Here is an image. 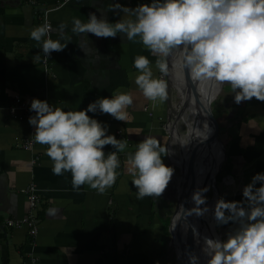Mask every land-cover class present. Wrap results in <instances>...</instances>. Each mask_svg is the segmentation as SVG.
<instances>
[{"label": "crops", "instance_id": "1", "mask_svg": "<svg viewBox=\"0 0 264 264\" xmlns=\"http://www.w3.org/2000/svg\"><path fill=\"white\" fill-rule=\"evenodd\" d=\"M64 1L0 0V264H33L31 254L35 264H169L168 221L175 205L173 178L161 196L138 200L137 189L131 183L133 177L127 172L126 153H118L121 167L111 188L102 194L87 184L74 190L70 172L53 173L47 146L34 143L31 150L23 147L35 131L28 119L9 115L16 94L27 103L36 98L67 111L85 109L98 98L118 92H131L133 104L128 108L127 121H117L99 111L89 115L105 123L108 134L127 140V153L134 152L136 144L147 135L156 136L163 147L166 137L159 131L158 119L171 114L170 93L167 89L163 104L153 105L146 100L135 84L139 73L133 63L136 56H147L154 77L166 80L156 67L157 57L144 48L139 38L131 42L123 34L97 38L71 31L74 18L86 21L89 13H95L98 18L115 22L123 14L111 11L113 4L136 7L151 0ZM59 4L47 14L54 30L52 38L57 39L55 30L66 24L65 33L71 42L45 59L42 45L30 38V32L43 24L45 9ZM224 86V105L216 117L229 145L232 165L223 178L232 175L233 179L223 181L233 188L226 199L241 201L244 186L256 173L264 172V102L253 98L237 104L231 87ZM149 105L152 116L144 110ZM235 113L239 118L232 120ZM104 151L107 154L115 149L109 145ZM162 159L166 164V157ZM30 183L40 198L41 227L35 239L25 227L6 224L8 219L27 213L22 190ZM233 225L227 232L236 227Z\"/></svg>", "mask_w": 264, "mask_h": 264}, {"label": "clouds", "instance_id": "2", "mask_svg": "<svg viewBox=\"0 0 264 264\" xmlns=\"http://www.w3.org/2000/svg\"><path fill=\"white\" fill-rule=\"evenodd\" d=\"M110 10L123 15L115 22L95 13H89L86 21L74 18L72 33L97 38L123 34L131 42L139 38L157 57L156 67L165 76L169 72L167 58L179 51L181 68L187 69L193 81L230 86L237 104L253 98L264 102V0H151L136 7L115 3ZM66 27L60 24L55 30L57 39L52 38L54 30L47 21L30 32V38L42 45L45 59L71 42ZM64 40L68 42L62 43ZM133 63L139 73L135 84L143 96L153 105L163 104L168 97L167 81L154 77L147 56H136ZM132 104L131 92H118L98 98L85 109L67 111L34 98L29 109L34 115L28 123L35 129L34 143L47 146L55 175L70 172L74 190L87 184L102 194L117 180L121 167L118 153L125 152L128 141L108 134V126L89 113L99 111L125 122ZM205 126L210 131L207 123ZM109 145L115 151L106 154L104 148ZM167 154L160 140L151 135L137 143L134 152L126 153L127 172L133 177L138 200L159 197L167 189L174 175V169L163 162ZM207 191L205 187L193 192L195 207L189 215L202 216L208 211ZM242 196L241 201L217 200L216 223L236 227L224 240L204 238L202 252L208 257L207 264H264V172L251 178ZM189 260L198 264L199 257L190 255Z\"/></svg>", "mask_w": 264, "mask_h": 264}, {"label": "water", "instance_id": "3", "mask_svg": "<svg viewBox=\"0 0 264 264\" xmlns=\"http://www.w3.org/2000/svg\"><path fill=\"white\" fill-rule=\"evenodd\" d=\"M171 55L167 58V62L169 64V72L167 74L168 79L169 76L171 77ZM182 81L177 80L176 82H179L182 84L183 89L186 92V96L181 97L179 94V97L181 98L180 104L178 107V113H167L160 119H158L159 122V131L164 137H168V141L165 144V149L168 151V154L165 155L167 163V166H175L178 169L179 175H173V195L175 197V205L173 210H170V220L168 223V230L170 233V245L173 247L175 256L177 259L181 261V264H190L189 256L190 255H196L199 257L198 264H207V259L204 255V259L201 260L202 255V248L204 244V237L203 232L205 231L204 227L207 226L204 222H201L202 216H199V222L197 225L192 224V218L191 216L194 214L189 215L188 211L194 207L193 200L191 199L192 194L194 191H196V188L198 186V178L197 175L199 172L202 171V168L205 165L209 166L211 165L210 169L206 171L202 178L201 185L202 188H205L207 185H211L212 187V193L216 192V202L219 199L220 191L216 184V174L218 173L221 164L223 163L225 157H226V150L225 145L223 141L221 140L219 136V121L217 117L214 115L211 103L215 100L217 97H224V88L225 86H221V91L217 96H211L210 94H205L203 98L201 99L198 91L197 84L200 82L193 81L191 76L189 75L187 69H182ZM174 76L175 73L173 74ZM175 80V79H174ZM211 82H207L209 85ZM176 91L178 92V89L176 86H174ZM219 95V96H218ZM193 98L195 101V107L196 111L192 112L187 106L189 101V97ZM188 112L186 113V111ZM150 111L151 114L148 113ZM147 113L152 116V111L150 105L147 107ZM186 113V114H185ZM183 115H187L188 118L191 119V125L190 128L185 126V133L182 135L177 128V121L180 117L183 119ZM172 118L171 123H169V120ZM205 123L209 126L210 131L207 132V128L205 126ZM175 130L176 137L175 140L178 142L177 137H182L185 141V148H186V156L183 158L182 164L174 163L172 156L175 157H182V147L180 146L178 142V154L173 153L171 150V147L169 146V141L171 136H173V130ZM123 136V133H120ZM125 137V135L123 136ZM219 148L220 154L223 156V160L221 161V164L219 165L217 171L215 173H211L210 170L215 166L214 161V152L213 147ZM124 153H127L125 151ZM230 177L233 179V176L230 175ZM224 179V178H222ZM206 196V193H204ZM203 207L202 205L200 206ZM196 215V214H195ZM197 216V215H196ZM216 221L213 226V230L215 233L217 232V225ZM208 227V226H207ZM206 227V231L208 228ZM210 234V233H208ZM211 238V236H210ZM221 240V236H219ZM176 245H179L180 247V255L178 253V250L176 248Z\"/></svg>", "mask_w": 264, "mask_h": 264}, {"label": "bare ground", "instance_id": "4", "mask_svg": "<svg viewBox=\"0 0 264 264\" xmlns=\"http://www.w3.org/2000/svg\"><path fill=\"white\" fill-rule=\"evenodd\" d=\"M170 60H171V63H172V66H171V73H170V75H171V78H173V79H175L176 81L179 79V80H181L182 81V71L180 72V69H179V64H180V61H181V55H180V52L179 51H174L173 52V54L171 55V57H170ZM178 64V65H177ZM180 67H181V64H180ZM175 73V75L176 76H174L173 74ZM174 85L176 86V88L178 89V92H179V94H180V96L181 97H184V96H186V92H185V90L183 89V87H182V84H180L179 82H176V83H174ZM197 87H198V91H199V96H200V98L202 99L203 98V96L205 95V94H210L211 96H217V94H219L220 93V91H221V86H217V85H215V84H213L212 82L208 85L207 84V82H204V83H199V84H197ZM180 100H181V98H180ZM189 103H188V108L192 111V112H195L196 111V107H195V101L193 100V98H192V96L191 97H189ZM252 102V101H251ZM180 104V103H179ZM183 118H184V115H183ZM245 119V118H244ZM228 120V119H227ZM247 121V120H246ZM191 119L190 118H187V119H185L184 120V124H185V126H187L188 128H190V125H191ZM239 123V122H238ZM172 130H173V138L174 137H176L177 135H176V133H175V130L172 128ZM177 140H178V142H179V144H180V146L182 147V157L181 158H179V160H175L174 161V159H175V157L174 156H172V159H173V161H174V163H177V164H182V161H183V158L186 156V148H185V141H184V139L182 138V137H177ZM213 148V151H215L214 152V161H215V166L212 168V170H210V172L213 174V173H215L216 171H217V169H218V167H219V165L221 164V161L223 160V156H222V154H220V151H219V148H214V146L212 147ZM228 149H227V147H226V151H227ZM226 162V161H225ZM210 167H211V165L209 166V164L208 165H205L203 168H202V171L201 172H199L198 173V175H197V178H198V186H197V188H196V190L197 189H200V188H202V186H200L201 185V182H202V178H203V176H204V174L206 173V171L207 170H209L210 169ZM250 168V167H249ZM228 172V171H227ZM129 174V173H128ZM221 175V174H220ZM221 177V176H220ZM225 180H230V179H228V178H225L224 179V181ZM227 182V181H226ZM230 183V182H229ZM208 189H209V187H211V185L209 184V185H207L206 186ZM47 188V187H46ZM211 190H212V187H211ZM52 195V194H51ZM83 195V194H82ZM215 195H216V192H214V194H213V199L211 200V201H209L207 204H206V206H207V208H208V211L206 212V213H204V215H202V220H201V222H204L205 224H207V228H208V230L206 231V227H204V229H205V231L203 232V237L205 238V237H208V238H210V236H211V238H213V239H220L219 238V236H221V234L220 233H218V231L215 233V231L213 230V226L214 225H211V224H209V221H211V219H212V217H214V213H212V211L214 212V209H215V204H216V197H215ZM93 198V197H92ZM118 203V202H117ZM193 204H194V202H193ZM203 207H205V205H202ZM194 207H195V204H194ZM202 207V208H203ZM210 210V211H209ZM113 212H114V210H113ZM42 214V213H41ZM44 218V217H43ZM191 218L193 219L192 220V224H195V225H197V223L199 222L198 220H199V216H196L195 215V213L191 216ZM40 220V219H39ZM217 224V223H216ZM215 224V225H216ZM39 227H41V226H39ZM147 228V227H146ZM106 231V230H105ZM109 231V230H108ZM164 232V231H163ZM208 233H210V234H208ZM83 236V235H82ZM114 237V236H113ZM116 237V236H115ZM122 237V236H121ZM129 239V238H128ZM130 240V239H129ZM37 241V240H36ZM107 241V240H106ZM116 241V240H115ZM163 245V244H162ZM176 248H177V250H178V253H179V255H180V252H181V250H180V247H179V245H176ZM162 249V248H161ZM125 251V250H124ZM202 251V250H201ZM37 252V251H36ZM162 252V251H161ZM117 253V252H116ZM124 253V252H123ZM109 256V255H108ZM205 257H204V254L202 253V255H201V260H203Z\"/></svg>", "mask_w": 264, "mask_h": 264}, {"label": "rangeland", "instance_id": "5", "mask_svg": "<svg viewBox=\"0 0 264 264\" xmlns=\"http://www.w3.org/2000/svg\"><path fill=\"white\" fill-rule=\"evenodd\" d=\"M165 78H166V81L168 83V91L170 93L169 96L171 97L170 102H171V106H172L171 109L172 110L170 112L175 115L178 113V107L177 106L180 103L179 93L174 88V86H175L174 83H176V80H174L173 78L171 79L170 76L168 79L167 75L165 76ZM223 100H224L223 97H221V98L217 97L211 103V108H212V111H213L215 116L217 115V111L219 110V108L220 107L222 108V106L224 105ZM187 112H188V110L186 111V113ZM181 118L182 117H180L177 121V128L179 129L180 133L183 135L185 133V124L183 123V119H181ZM187 118H188V116L185 115L184 119H187ZM169 121L171 122L172 118ZM219 136H220L221 140L223 141L224 145L227 147L228 150L226 152H228V155H229V145L225 141L226 139H225L224 135H222V129H221L220 125H219ZM167 141H168V137L165 138V141L163 143V147L165 146ZM169 146L171 147V150L173 151V153L178 154V150H179L178 146L179 145H178V142L175 140V138H173V136H171V138H170ZM179 158L180 157H175L174 160H179ZM172 168L174 169V175L178 176L179 175L178 169L175 166H172ZM227 170H228V162L227 161L225 162V159H224V161L221 164V167L218 171V173L221 174L220 175L221 178L218 180V182L216 181V184H217L219 191H220L219 199L221 197H223L225 200H227L226 197H228L229 195H231L233 193V188L231 186L225 185V183L222 179L225 175H227ZM229 172H230V170H229ZM206 197H207L206 204L213 199V193H212L211 187H209V191L206 192ZM212 213H214V212L212 211ZM169 220H170V217H169ZM168 223H169V221H168ZM214 223H215V218H212L211 221H209V224L214 225ZM231 226L233 227L234 225L232 223H229L227 225H217V231H218V233L221 234V240L226 239V233L229 230V228H231ZM168 256H169L168 257V263L169 264H181V261L176 258L175 252H174V249L172 246H171V249H170Z\"/></svg>", "mask_w": 264, "mask_h": 264}, {"label": "built area", "instance_id": "6", "mask_svg": "<svg viewBox=\"0 0 264 264\" xmlns=\"http://www.w3.org/2000/svg\"><path fill=\"white\" fill-rule=\"evenodd\" d=\"M68 0H65L67 2ZM62 4L56 5L55 7H51L48 9H45L44 15H43V24L45 21L49 23V20L47 19V14L49 11L54 10L61 6ZM30 105L31 103H27L25 100H23L19 95H14V101L13 104L10 105L8 112L9 115L12 117H18V118H29V116L34 115L33 112H30ZM147 107H144V110L147 111ZM149 114L150 111H148ZM169 123H171L169 121ZM30 137L25 139L23 147L27 150H31L34 145V141L32 138V135H29ZM35 159H33L34 162ZM225 178H230V177H225ZM224 178V179H225ZM232 181V179H231ZM26 196L27 203H28V210L27 213L17 219H8L6 221V224L10 227H25L27 230V233L31 236L32 239H35L37 236L38 230H39V219H38V206L40 202L39 195L36 192L35 186L30 183L28 186H26L25 189L22 190ZM111 199L109 200V203H111ZM232 227V226H231ZM34 242V241H33ZM30 256V261L35 264V257L33 254L29 255Z\"/></svg>", "mask_w": 264, "mask_h": 264}, {"label": "trees", "instance_id": "7", "mask_svg": "<svg viewBox=\"0 0 264 264\" xmlns=\"http://www.w3.org/2000/svg\"><path fill=\"white\" fill-rule=\"evenodd\" d=\"M238 118H239V113H235V114L231 117L232 120H233V119H238ZM225 150H226V146H225ZM225 161L228 162V170H227L228 172H227V173H229V170L231 171L232 165H231V157L228 155V152H226ZM215 178H216V181L218 182V180L221 178V177H220V174L217 173L216 176H215ZM219 196H220V195H219Z\"/></svg>", "mask_w": 264, "mask_h": 264}, {"label": "flooded vegetation", "instance_id": "8", "mask_svg": "<svg viewBox=\"0 0 264 264\" xmlns=\"http://www.w3.org/2000/svg\"><path fill=\"white\" fill-rule=\"evenodd\" d=\"M178 65V64H177ZM179 69H180V72H181V67H180V64H179ZM179 93V92H178Z\"/></svg>", "mask_w": 264, "mask_h": 264}]
</instances>
